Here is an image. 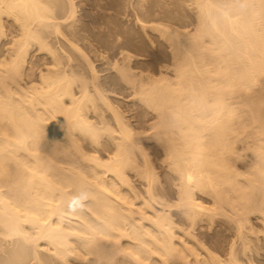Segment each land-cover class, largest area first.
I'll list each match as a JSON object with an SVG mask.
<instances>
[{
    "label": "bare ground",
    "instance_id": "1",
    "mask_svg": "<svg viewBox=\"0 0 264 264\" xmlns=\"http://www.w3.org/2000/svg\"><path fill=\"white\" fill-rule=\"evenodd\" d=\"M193 1V34L150 25L171 39L174 81L134 75L128 65L121 73L156 118L145 126L177 180L178 203L171 205L156 193L141 132L113 106L87 54L73 44L77 30L65 26L74 1L0 0V38L4 19L18 36L9 32L12 39L0 45V264H21L29 251L39 258V241L58 264H255L248 235L251 213L264 227V0ZM51 30L63 53L49 50ZM34 45L50 56L38 83V68L26 64ZM140 115L137 125L148 121ZM237 142L257 159L250 179L232 166ZM130 172L146 195L129 188L131 200H142L135 209L123 193ZM214 216L233 231L223 258L219 247L212 253L195 240L194 230Z\"/></svg>",
    "mask_w": 264,
    "mask_h": 264
},
{
    "label": "rangeland",
    "instance_id": "2",
    "mask_svg": "<svg viewBox=\"0 0 264 264\" xmlns=\"http://www.w3.org/2000/svg\"><path fill=\"white\" fill-rule=\"evenodd\" d=\"M73 1L75 5L74 16L70 20H67L68 26L70 24L73 25L72 29L70 28V26L69 27L67 25L66 26L64 25V26L67 27V30L68 28H70L71 31H73V28H75L77 30V33L74 32L72 35L75 34L74 36L76 37L77 35V37L74 40V43L72 42L73 39L75 38L74 36H73L74 38L72 39L71 38L72 35H71L69 39L70 40L72 39L71 42L74 45L78 46V48L81 49V51H84L83 53L87 54L86 56L93 64L94 69L96 68L95 71L98 76L99 84L106 91L105 92L102 89L108 96L109 100L113 102L112 103L114 104L113 106L117 108V111L121 114V116H123L125 121L129 122L132 127L134 126L137 127V129L136 127L135 129L137 130L138 134H140L141 132L142 134L141 145L145 153H147V157L152 164V170L155 176V185L156 187H158V190H157L158 192L156 193L158 194L159 199L164 200L165 202H167L168 204L170 203L171 205L177 204L178 199L175 193L176 192L175 184H177L176 177L173 174H171V172H169L168 168L166 167L165 162H162L164 158H163V151L161 150V146H159L155 142L154 139L152 138L148 139V136H147L150 133V131H148L149 130L148 126H145V125L146 124L149 125V123H151L152 121L155 122L156 118L152 116L154 115V113L151 110L149 111V109L146 110L145 106L144 107L141 106L143 105L141 104L142 102L139 101L135 95H133L132 90L130 89V85H128V83L123 79L121 73L126 69V67L127 68L130 67L131 69L130 72L133 74L135 73L134 75H139L141 73V75L145 74L144 76L152 75L150 77H154V79H157V78H160L159 76L161 74V76H164V77L166 76L167 79H171L174 81V76L176 77V75H174L175 69H174V65L172 64H174L173 60L175 59H174V54L171 53V51L173 52V50H171L172 49V44L170 43L171 39L168 37V35L166 34L163 35L162 34L163 32H159L158 30L153 29L150 25H153V24L154 25L159 24L163 26L167 25L169 27H172V29L174 28L175 30L177 29L181 32L188 31L189 34H191L192 32H194V30H196L195 28L198 24L197 23L198 22L197 21L198 20L197 19V11H198L197 9L198 8H196L197 6L194 4L193 0L192 2L191 0H188V1L186 0H73ZM3 21L4 22H3V26L1 30L4 31L5 35H2V38H0V45H1V41L4 42L7 39V36L9 39L11 34H13V36L16 35L13 33L14 31L16 32L15 26L11 25L15 28L13 29L14 30L13 31L12 29H10L11 28L10 21L7 19L6 20L4 19ZM140 23H145L146 26L142 28ZM65 29L64 30L61 29V30L67 31ZM53 31L54 30H51L49 32L47 31L48 33L45 32L47 33L46 36L50 35L48 38L46 37L48 40L45 39L50 44V46L48 45V48L51 51L57 50L56 52L63 53L62 51L64 49L62 48L63 46H60L62 48L61 50L62 52L59 50L61 48L59 46H56L58 45V43H62L61 38L59 39L60 41L59 42L58 41L59 37L56 33V35L54 36H56V39L58 42L55 41L56 39L53 38V36H51L55 33ZM71 31L70 32L68 31L67 33L71 34L72 33ZM9 32H10V35H8ZM50 32L51 33L53 32V34H51ZM63 34L66 37L68 36V34L66 35L65 32H63ZM4 36L5 38H3ZM13 36L11 35L12 38L18 37V36H14V37ZM166 36L169 38L170 42L168 41ZM51 37L53 39H51ZM54 41L56 42V44ZM7 45L8 44H6V46ZM3 48L5 47L3 46ZM120 52L123 55H126V56L128 55V57H125L126 60L125 58L124 60H122L123 59L122 57L124 56L121 55ZM172 54H173V57H172ZM48 57L50 56L48 55L47 51L41 50L39 48L37 49L35 45L29 48L26 59H29L30 61L28 60L26 64L27 65L32 64L33 67L35 66L34 69L38 68V70L37 69L34 70L33 80L34 78L35 80L36 79L38 80V76L35 77V75L39 71L43 72V70H46V67H50V66H47V65H50V63H48L49 62L48 60L50 58ZM45 62L47 65H45ZM126 65H128L129 67ZM31 66L30 67L26 66L27 70L28 68L33 69V67ZM39 66L42 68H40ZM33 80L32 82L38 83V81L35 82V80L34 81ZM151 112H152V115H151ZM138 114L139 115L141 114L140 117L145 116L144 121L148 120L147 121L148 123L147 122L145 123L143 121L144 123L141 124L144 127H146V129H144V127H142L141 129V127L139 128V126L141 125H137L136 121L137 119H139L137 118V116L139 117ZM245 145L243 144V142H241V143H238L237 146H235L236 154L238 153L240 156L237 157L238 160L236 161L234 160L235 162L233 161L234 163L232 164L233 168L235 169L234 171L235 172L237 171L239 175L240 174L243 175V176L240 175L241 178L242 177L244 178V176L251 177L252 175L254 177L253 171L256 172V170L258 169L257 168L258 164L256 161L257 159H255V156L252 154L253 150L251 149L250 151L248 148L246 149L244 147ZM250 146L252 145H249V148H251ZM105 157L106 156L99 157V159L102 158L100 159L101 161L100 160L99 161L101 163H104L105 161H107ZM139 157H138V161H140ZM251 172H252V175H250ZM132 173L133 172L127 173L128 175L127 177L129 178V180L127 179L129 181L128 182L129 186L127 187L128 190L123 192L125 193V195L124 194L123 195L126 197L128 196L129 200H131L130 199L131 194L128 191L134 190L133 192H135L134 194L138 198V194L140 195L141 192H143L141 190L144 187L142 186L143 184L141 185V181L139 180V178ZM129 188H132V189L129 190ZM143 194L145 193H142L140 195V197H143V198L139 197L142 200L144 199V197H146V195H143ZM133 199L134 200H131V201H133L135 205H133L132 209H135L139 205L138 203L142 200L139 199L140 201L138 202V199H137V202H136V199L134 197ZM208 199L204 197L203 200L202 198L200 200L205 202L206 206H211L212 204L211 200L209 199L210 200L209 201L210 203H209ZM175 212H178V210H176ZM175 214L177 215V213ZM251 214H250L251 215L250 216V227H251L250 231L251 232L250 231L248 232H250L249 235H251L252 237L247 234L249 238L248 242L250 243V244L248 243V245L252 249L250 253L251 255H252V252L254 253V251H256L257 253V254L256 253L253 254L254 255L253 260H255V262L253 261V263L264 264V227L262 225L263 222H261V220L258 219L256 215H254L255 213H251ZM176 215H172L173 216L172 218H174L175 222L177 223L180 221L179 219L181 218L178 217L180 216L179 214L177 216ZM217 218L218 216L213 217V219L211 220V222L213 223L209 221H208L209 223L203 222L202 223L203 226L201 225L202 227L198 228L197 229L198 231L195 229L194 232L196 233L194 234L196 237L195 240L197 239V242L199 241V242H202L204 246L206 245L205 247L211 250L212 253L213 251L216 252L220 250L218 251V253L216 252L215 254L217 255L219 254V256L221 257L222 256L221 254H223V252L227 249L226 246L229 245V242L232 239L231 234H233V231H231L232 233H230V230H229L230 226L226 225L227 222L226 223L224 222L226 221L225 219L221 220L222 217H220V219L217 220ZM214 222L217 224H215ZM208 227L209 229H207ZM224 228H227L228 230L225 229L223 231ZM252 232L254 233L251 234ZM31 234H29V236ZM250 241H252V243ZM212 242L213 244L212 246H210ZM39 243H40L39 249H42V248L44 249V251L42 249L43 252L38 249L39 251L42 252V253L41 252L39 253L41 254L39 255L40 259L37 257L38 253L36 257L39 260H37L36 257L32 256L31 253L33 252L29 251L28 254L25 255L26 258L24 259L22 258L24 261L21 262V264L23 263L38 264V262L39 264L40 263L43 264L44 261H45V264H49V263L58 264V261L56 262L54 258L51 259V253L47 252L49 251L47 248L48 247L47 244H44L45 242L43 243V241H39ZM215 243L217 245H215ZM221 244H224V245H221ZM215 247H219V248H215ZM214 248L216 249V251L213 250ZM221 248H224L225 250L224 249L221 250ZM29 255H31L32 257L30 258ZM41 257H44V258H41ZM48 257H50V259ZM1 260H3V258H1ZM35 260H37L36 261L37 263H35ZM9 261L10 259L5 262L9 264ZM13 261L16 262L15 264H17L18 260L16 261L13 260ZM243 261L244 263H246L245 260H242V262ZM1 262L3 263L4 261H1ZM73 264H76V262Z\"/></svg>",
    "mask_w": 264,
    "mask_h": 264
}]
</instances>
